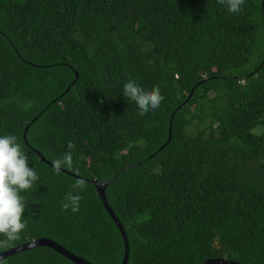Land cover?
<instances>
[{
    "label": "trees",
    "instance_id": "obj_1",
    "mask_svg": "<svg viewBox=\"0 0 264 264\" xmlns=\"http://www.w3.org/2000/svg\"><path fill=\"white\" fill-rule=\"evenodd\" d=\"M129 80L158 85L160 107L138 115ZM5 135L39 179L20 193L27 228L0 252L47 238L121 264L122 233L87 178L111 180L128 264H264V0L239 14L217 0H0ZM69 142L73 168L57 173ZM78 179L80 209L65 211ZM0 264L75 263L39 245Z\"/></svg>",
    "mask_w": 264,
    "mask_h": 264
},
{
    "label": "clouds",
    "instance_id": "obj_2",
    "mask_svg": "<svg viewBox=\"0 0 264 264\" xmlns=\"http://www.w3.org/2000/svg\"><path fill=\"white\" fill-rule=\"evenodd\" d=\"M245 0H217L220 5H226L227 10L234 14L242 12ZM123 95L134 101L138 106V115L144 116L149 111H155L164 100L160 87L153 86L146 90L134 80L123 85ZM71 151L64 153L53 162L54 170L59 173L62 168H73V152L75 144L69 142ZM39 179L36 170L29 166V157L15 135L0 136V235L6 237L0 241V247H7L10 242L20 238V233L27 228L23 213L27 207L22 191L29 190ZM85 181L78 179L70 185L71 191L66 193L61 208L76 213L80 209L81 192L85 189Z\"/></svg>",
    "mask_w": 264,
    "mask_h": 264
},
{
    "label": "water",
    "instance_id": "obj_3",
    "mask_svg": "<svg viewBox=\"0 0 264 264\" xmlns=\"http://www.w3.org/2000/svg\"><path fill=\"white\" fill-rule=\"evenodd\" d=\"M77 77H78V75H77ZM70 87L67 88V91L70 90ZM192 94H193V92H191L189 94L188 99L191 98ZM173 115H175V112L173 113ZM29 127H30V124H28V126L26 127L25 132H24V137L26 140H27L26 135H27V131H28ZM171 138H172V129L170 128L169 138H168L167 142H169L171 140ZM42 159H43V161L48 162L46 160V158L43 156H42ZM63 170L68 172V173H71L65 169H63ZM85 180L89 181L90 183H92L96 187L97 193L99 194L104 206L106 207L107 211L109 212V214L111 215V217L115 221L116 225L120 229L122 236H123V239H124V242H125V253H124V258H123V261L121 264H128L129 256H130V244H129L128 236H127V233H126V230L124 228L123 223L121 222L119 217L116 215V213L112 209V207L108 201L107 195H106V188L109 185L111 180L98 181L97 179H87V178H85ZM39 245L50 247V248L58 251L59 253H62L64 256H66L67 258L72 260L75 264H94V263L90 262L89 260H86L85 258L80 257V256L74 254L73 252L67 250L66 248H64L63 246L58 244L57 242L50 240V239H47V238H40L37 240H33L31 242H28V243H25L22 245H18V246H15L13 248H10L8 250L2 251V252H0V260L3 258H6L9 255L17 253L19 251H24V250H27V249H30V248H33V247H36ZM202 264H241V263L236 261V260H229L226 258L216 257V258L207 259Z\"/></svg>",
    "mask_w": 264,
    "mask_h": 264
}]
</instances>
